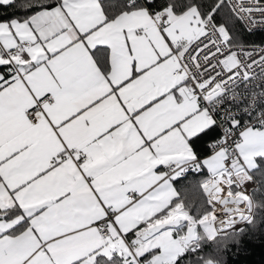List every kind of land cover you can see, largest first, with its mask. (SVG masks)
<instances>
[{"label":"snow or ice","instance_id":"1","mask_svg":"<svg viewBox=\"0 0 264 264\" xmlns=\"http://www.w3.org/2000/svg\"><path fill=\"white\" fill-rule=\"evenodd\" d=\"M0 264H264V0H0Z\"/></svg>","mask_w":264,"mask_h":264},{"label":"trees","instance_id":"2","mask_svg":"<svg viewBox=\"0 0 264 264\" xmlns=\"http://www.w3.org/2000/svg\"><path fill=\"white\" fill-rule=\"evenodd\" d=\"M254 259H255L256 261H260L262 258H261V256H260L259 254H257V255L254 257Z\"/></svg>","mask_w":264,"mask_h":264}]
</instances>
